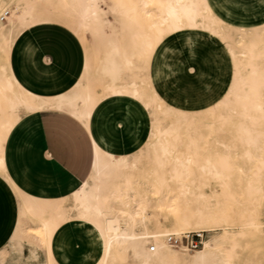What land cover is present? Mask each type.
Listing matches in <instances>:
<instances>
[{"label": "bare ground", "instance_id": "6f19581e", "mask_svg": "<svg viewBox=\"0 0 264 264\" xmlns=\"http://www.w3.org/2000/svg\"><path fill=\"white\" fill-rule=\"evenodd\" d=\"M101 1L0 0V178L19 199L12 246L23 256L27 245L25 258L34 264H66L65 257L64 263L55 259V253L64 250L57 233L62 226H83L81 240L93 249L85 251L88 264H234L241 237L264 235V97L258 91L264 88V24L234 27L221 20L207 0H112L108 10L118 26L108 32L112 22ZM48 22L69 28L86 51L76 88L52 97L25 89L10 66L20 38L30 27ZM200 28L223 37L231 52L236 48L247 59L249 77L237 78L246 89H229L237 107L224 108L231 102L226 96L197 115L165 107L151 86L147 70L157 45ZM106 95H130L148 109L151 125L143 146L116 156L94 139L91 173L65 194H34L18 185L5 160L6 140L15 125L28 113L60 109L90 130L95 106ZM164 118L170 120L165 126ZM205 119L222 127L238 119L256 129L252 133L240 126L223 136L217 130L204 134L197 124ZM214 147L219 155L206 151ZM211 200L216 204L208 205ZM26 229L37 232V243L24 240ZM216 229L221 232L192 253L169 240L171 235ZM41 245L47 252L45 262L38 256ZM5 255L0 253V264Z\"/></svg>", "mask_w": 264, "mask_h": 264}, {"label": "crops", "instance_id": "0c3cea01", "mask_svg": "<svg viewBox=\"0 0 264 264\" xmlns=\"http://www.w3.org/2000/svg\"><path fill=\"white\" fill-rule=\"evenodd\" d=\"M235 1L238 5L233 4ZM207 2L214 11V0ZM218 2L223 4L215 7L218 13H229L230 20L237 25L258 21L264 13L253 0ZM211 41L196 35L192 51L185 53L177 51L180 41L173 36L157 45L147 75L153 89L167 103L196 109L211 104L225 90L224 82H215L214 78L218 76L226 81L230 67L214 57ZM10 59L11 69L25 89L52 97L76 88L84 74L86 51L69 28L48 22L30 27ZM150 125L148 109L130 95L104 96L95 106L90 130L80 119L60 109L31 112L7 137L6 166L18 185L31 193L65 194L71 184L84 181L91 173L94 139L104 149L121 153L142 145ZM18 210V197L0 178V253L6 252L2 264H34L25 258L27 245L23 248V256L12 246L11 234ZM40 258H44L42 252Z\"/></svg>", "mask_w": 264, "mask_h": 264}, {"label": "rangeland", "instance_id": "374dc122", "mask_svg": "<svg viewBox=\"0 0 264 264\" xmlns=\"http://www.w3.org/2000/svg\"><path fill=\"white\" fill-rule=\"evenodd\" d=\"M253 1L255 2V4L257 3L258 5H260L264 9V0H253ZM233 4L238 5L237 1L233 2ZM100 5L106 11V15H105V17L107 16L106 19L109 20L110 22H112L110 27L107 28L108 32H111L114 27L118 26V23L115 22L114 16L112 15V13H109V10H108V5H112V0H102ZM217 5H223V4H221V2H218V0H214L213 9H214L215 13L219 17L224 19L225 21L229 22L234 27H237V28L243 27L244 29H252V28H254L260 24L261 25L264 24V13L261 16L262 18L258 21H254V22H250V23L248 22L246 25L234 24V22L230 20L231 16L229 15V13H225L224 15H220L218 13V11L215 9V7ZM196 35H202L203 37L212 40L211 43L214 46V48H213L214 57L219 59L221 62L225 61L226 63L229 64L230 75L226 81H222V79H220V77H218V76H216L214 78L215 82H221V83L224 82V85L226 88L221 94H219L215 97V99L213 100V102L211 104H209L207 106L198 107L196 109H186L183 107L171 105V104L167 103L161 97L162 102L163 103L165 102L164 103L165 105L164 104H162V105H164L165 107L171 106L173 109H179V110L187 111V112L189 111V112H192V113H195L198 115L199 113L200 114L205 113V111H207V109H209L212 105L219 103V101H222L225 98L229 97V99L231 100L230 104L225 105L223 107L226 109H228V108L230 109L231 107H237V105L234 104V102H233L234 98L231 97V95L229 96V89L230 88H234V90L246 89L243 86L240 79H246L249 77L250 72H249V69L246 67L247 59L241 57L239 55V50L236 48L232 49V52H231L230 51L231 49L226 44L227 42L224 41L225 39L223 37L222 38L224 40L221 38V36L218 37L219 35L211 34L208 30L201 29V28L197 29V30H192V31L180 32V33L172 35L173 37L176 38L177 41H180V44L178 43V45H177V51L178 52L181 51L183 53L191 52L192 48L195 46L194 41H195ZM232 38L235 41H239V38L234 33L232 34ZM233 55H235V57ZM241 64H242V66H241ZM234 68L236 69L237 73L235 72ZM233 73H236L235 76L233 75ZM139 74L141 75L143 73H139ZM238 77L240 79H237ZM258 91L264 97V88H259ZM226 96H228V97H226ZM154 116L159 117L157 114L156 115L154 114ZM161 122H162L161 124L163 126H165L170 122V120L168 118L167 119L164 118V120ZM205 122L206 123L203 122L202 124H197V125H199V132L204 133V134L209 133L210 130L212 132L217 130V131H219L220 135L223 136V135H227L230 131H232L236 127H240V126L249 128L250 132H252V133H254L255 129H256L255 126L248 124V123L244 124V121L238 120V119H232V120H228V121L224 122V125H226V127H224V126L222 127L223 123H221V122H215L214 124L213 123L211 124L209 119H205ZM186 130H187V132H189L191 129L189 127V128H186ZM148 135H149V133H148ZM148 135H147V138H148ZM147 138H146V140H147ZM145 141L139 147H137L135 149L121 151V153L135 152L143 146ZM217 150L218 149H216L215 147L206 149V151L208 153L211 152L212 154L216 153L219 155L220 152H219V150L218 151ZM118 155L119 154L116 153V156H118ZM249 166H250V169H253V167H252L253 164L251 166V164L249 163ZM224 167H226V166H224ZM224 170L229 171V169L227 167L224 168ZM218 194L220 195V193H217L215 195L216 198H218V196H219ZM224 196H226V195H224ZM207 203H208V205H215L216 204V202H214L213 200L208 201ZM261 211H262V212H260L261 215H264V203L261 205ZM160 219L163 223L169 224L167 218L160 216ZM83 228H84L83 226L70 227V226L66 225L64 227L62 226L60 228V230L58 231L57 237H58L59 243L64 248V250H60L57 253H55V259L58 260L60 263H64L62 258L65 257L66 258V264H88L89 259L87 257H85V251L87 249H92V247L89 244H87L84 240L83 241L81 240V238L83 237L82 236L83 235ZM33 232L34 231H32L30 229H26L24 240L27 243H37V241L33 238L34 235H37V232H36V234H35V232L34 233ZM220 232H221V230H219V229L205 232L204 233V241H206V240H208L214 236H217ZM248 238H250V239H248ZM238 247L235 250L236 253H235V256L233 258L234 264H264V235L263 234L252 232V233H250L244 237H241V240H240ZM188 250H189V253H192V250H190V249H188ZM41 252L44 255L43 259L40 258ZM38 256H39V259L41 261L45 262L47 260V252H46V248L44 245H41L38 248Z\"/></svg>", "mask_w": 264, "mask_h": 264}, {"label": "built area", "instance_id": "2783aa9c", "mask_svg": "<svg viewBox=\"0 0 264 264\" xmlns=\"http://www.w3.org/2000/svg\"><path fill=\"white\" fill-rule=\"evenodd\" d=\"M205 232H187L182 234L181 237L171 235L169 240L174 244H182L189 249H197L203 245Z\"/></svg>", "mask_w": 264, "mask_h": 264}]
</instances>
